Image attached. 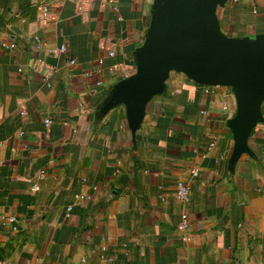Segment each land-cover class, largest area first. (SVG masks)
Masks as SVG:
<instances>
[{"label":"crops","instance_id":"0c3cea01","mask_svg":"<svg viewBox=\"0 0 264 264\" xmlns=\"http://www.w3.org/2000/svg\"><path fill=\"white\" fill-rule=\"evenodd\" d=\"M57 2L0 0V264H264V122L231 163V88L172 71L133 132L124 104L101 107L136 71L154 0H94L86 18ZM217 14L226 35L264 33V0Z\"/></svg>","mask_w":264,"mask_h":264},{"label":"water","instance_id":"95a60500","mask_svg":"<svg viewBox=\"0 0 264 264\" xmlns=\"http://www.w3.org/2000/svg\"><path fill=\"white\" fill-rule=\"evenodd\" d=\"M227 1L154 0L145 40L134 52L136 71L114 87L102 111L124 104L135 132L170 73L182 72L200 85L231 88L237 110L228 124L234 138L230 161L251 153L250 135L264 122V33L226 35L217 10Z\"/></svg>","mask_w":264,"mask_h":264},{"label":"built area","instance_id":"2783aa9c","mask_svg":"<svg viewBox=\"0 0 264 264\" xmlns=\"http://www.w3.org/2000/svg\"><path fill=\"white\" fill-rule=\"evenodd\" d=\"M57 5L60 6L62 5V1L63 0H57ZM73 1L75 3V8H76V14L86 18L89 16V12L93 7V3L94 0H70ZM232 2H238L239 0H231ZM55 17L52 15H49L48 13H44L43 16L41 17V22L43 24H49L50 22L54 21ZM15 44H11V46L13 47ZM9 47V46H7ZM66 51V47L65 46H61L60 48L57 49V52H65ZM109 54L113 55L114 51L113 50H109ZM70 63L74 64L75 60H71ZM28 69L33 70L34 72L40 73L42 75V78L44 80V82L48 85L51 86L52 82L51 79L55 74V68L48 64L46 61L40 59V58H34L31 59L28 63V65L26 66ZM115 68H119L118 65L114 66ZM131 67V68H130ZM21 70V69H20ZM135 72V68H133L132 66H129V70L125 73L126 76L132 75ZM209 88L206 89V91H208ZM22 113L24 114L25 111L23 110ZM46 124H50L52 122V120L50 119H46L45 120ZM211 147L213 144H210ZM44 175V174H42ZM192 175L193 176H197L198 175V170L194 169L192 171ZM35 190H39V186H35L34 187ZM176 197L178 200L182 201V202H186L188 200H190V195H191V188L190 186L184 182V181H178L176 183ZM73 208V205H69L68 206V212H67V216L70 215V212ZM186 223L183 222L182 224H180L178 227L180 229H186Z\"/></svg>","mask_w":264,"mask_h":264}]
</instances>
